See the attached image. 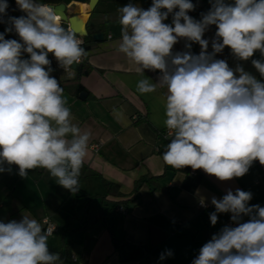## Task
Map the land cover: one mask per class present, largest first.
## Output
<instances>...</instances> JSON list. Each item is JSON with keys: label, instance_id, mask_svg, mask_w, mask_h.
<instances>
[{"label": "clouds", "instance_id": "9594fccd", "mask_svg": "<svg viewBox=\"0 0 264 264\" xmlns=\"http://www.w3.org/2000/svg\"><path fill=\"white\" fill-rule=\"evenodd\" d=\"M209 2L200 20L188 14L196 8L191 0H152L147 10L132 3L122 6L121 38L115 46L138 74L160 73L157 82L138 81L137 91L167 90L163 123L172 138L162 153L164 163L175 169H202L228 181L243 177L257 160L264 166V82L241 65L233 69L215 57L226 47L240 61L258 51L261 59L251 63L264 78V0ZM16 5L26 15L9 16L7 0H0V22L9 25L0 33V173L16 165L18 175L26 178L30 170L42 168L75 194L91 133L72 123L48 55L68 72L88 52L51 6L36 0H16ZM170 14L171 24L164 23ZM212 25L217 30L209 52L204 35ZM13 31L22 42L5 38ZM181 39L186 50L173 53ZM188 42L199 44L198 55ZM24 53L29 58H23ZM252 198L250 191L240 189H228L222 199L211 198V225L217 224L218 214L228 213L236 226L225 225L213 234L192 264H264V207L249 205ZM201 206H206L203 200ZM172 255L165 250L159 259ZM0 264L63 261L49 251L41 224L23 215L19 221H0Z\"/></svg>", "mask_w": 264, "mask_h": 264}, {"label": "crops", "instance_id": "0c3cea01", "mask_svg": "<svg viewBox=\"0 0 264 264\" xmlns=\"http://www.w3.org/2000/svg\"><path fill=\"white\" fill-rule=\"evenodd\" d=\"M14 1L7 3L13 5ZM191 2L201 6L206 0ZM226 2L234 4V0ZM129 3L147 7L146 0H98L93 9L88 0H72L66 5L70 14L84 15L87 35L93 39L86 57L88 72L73 68L65 72L49 53L51 75L60 85L70 82L63 94L72 123L91 133L79 191L71 193L42 168L30 170L26 178L18 175L16 165L10 166L11 172L0 173V221H19L27 215L43 229L42 221L48 219L55 226L48 236L49 251L59 253L63 264H192L200 248L225 226V213L218 214L217 224L211 225L213 196L222 199L228 189L234 193L236 189L250 191L253 198L249 205L264 207V166L258 160L243 177L228 181L209 176L202 169L193 174L191 167L175 169L164 163L162 153L172 138H163L167 90L137 91L138 81L157 82L160 73L145 70L138 74L115 46L122 27L118 9ZM171 21L172 14L164 23ZM96 35L101 37L95 40ZM213 37L208 29L204 38L210 41L209 52ZM5 38L12 39L9 35ZM185 43L181 39L173 53L185 51ZM188 43L192 44L191 52L198 55L199 44ZM23 58H29L28 54ZM215 58L226 60L233 69L239 64L264 82L251 63L261 59L258 51L249 60L240 61L226 47ZM77 77L83 89L79 93L72 84ZM82 93L84 99L79 97ZM94 144H99L97 151ZM187 176L198 178L193 190L183 186ZM201 200L208 208L198 206ZM119 208L124 211L118 212ZM248 219L243 217L245 222ZM165 250L173 255L160 260Z\"/></svg>", "mask_w": 264, "mask_h": 264}, {"label": "trees", "instance_id": "16d2710c", "mask_svg": "<svg viewBox=\"0 0 264 264\" xmlns=\"http://www.w3.org/2000/svg\"><path fill=\"white\" fill-rule=\"evenodd\" d=\"M72 0H42V3L41 4H46V5H59V4H65V5H68ZM147 3V4H146ZM146 5L147 7H145V10H147L151 4H152V0H146ZM9 8L7 9V13L9 16H15V17H19L21 16V14L17 13L15 14V11L13 9V5L12 4H9ZM211 7V4L209 2V0H206V2L201 5V6H196L195 10L194 11H191L189 12L188 14L193 17L194 19L196 20H200L201 19V13H206ZM7 18L5 17V20ZM9 26L7 23H4V22H0V30H1V33L4 32L5 28ZM62 26H64L66 28V25L62 24ZM209 30H211L213 32V34L215 35V32H216V26L215 25H212L209 27ZM6 35H9L12 39H16L18 42H22L20 41V38L19 36L13 31L11 33H8ZM93 42V39H92V36L91 34H88L85 38H83V43H82V47L88 51L90 49V45L91 43ZM86 57L82 58V63L80 64L81 65V71L79 73H85V72H88L89 71V66L87 65L86 63ZM77 80H78V77L75 78L73 81H72V84H75L76 85V91L79 93V92H82V87L79 85V83L77 84ZM70 82H65L63 84H61V87L66 90L68 88V84ZM197 176L196 177H190V176H187L185 178V181L183 183V186L188 189V190H193L195 188V186L197 185ZM143 180H140L139 183H137L136 186H138V184H140Z\"/></svg>", "mask_w": 264, "mask_h": 264}, {"label": "water", "instance_id": "95a60500", "mask_svg": "<svg viewBox=\"0 0 264 264\" xmlns=\"http://www.w3.org/2000/svg\"><path fill=\"white\" fill-rule=\"evenodd\" d=\"M77 3H83L85 0H74ZM98 0H88V6L90 9H93ZM52 8L62 17L61 23L68 26L70 30L77 33L78 38H85L87 36V30L85 22L83 21V14L79 12L78 14H70L69 8L65 4L51 5ZM101 35L94 36V39L97 40ZM48 59L51 61V57L48 55ZM52 66V61H51ZM72 68L81 71V65L73 64ZM85 94H80V99L85 98Z\"/></svg>", "mask_w": 264, "mask_h": 264}, {"label": "built area", "instance_id": "2783aa9c", "mask_svg": "<svg viewBox=\"0 0 264 264\" xmlns=\"http://www.w3.org/2000/svg\"><path fill=\"white\" fill-rule=\"evenodd\" d=\"M13 9H14V11L15 12H17V13H19V14H21V15H26L25 13H23V12H21L19 9H18V6L16 5V0L14 1V3H13ZM66 29H69V27L68 26H66ZM70 30V29H69ZM0 33H1V30H0ZM82 63V60H81V62L79 63V64H81ZM76 64V63H75ZM79 64H77V65H79ZM169 136H171V134H170V132H169V130L166 128L165 130H164V132H163V138L164 139H167ZM93 150L94 151H97L98 150V148H99V144H94L93 146ZM193 172V174H195V172H194V170H192ZM200 208H202V209H206V208H208V205L206 204V206H201V203H199V205H198ZM124 210L122 209V208H119L118 209V212H123ZM226 214V219H225V225H232V226H236V225H234L233 224V222L231 221V219H230V214H228V213H225ZM43 230L46 232V233H48V236H51L52 234H53V232L55 231V226H54V224L52 223V222H50L48 219H44L43 221ZM74 262H76V259H74L73 260Z\"/></svg>", "mask_w": 264, "mask_h": 264}, {"label": "bare ground", "instance_id": "6f19581e", "mask_svg": "<svg viewBox=\"0 0 264 264\" xmlns=\"http://www.w3.org/2000/svg\"><path fill=\"white\" fill-rule=\"evenodd\" d=\"M83 21L85 22V17L83 16Z\"/></svg>", "mask_w": 264, "mask_h": 264}, {"label": "rangeland", "instance_id": "374dc122", "mask_svg": "<svg viewBox=\"0 0 264 264\" xmlns=\"http://www.w3.org/2000/svg\"><path fill=\"white\" fill-rule=\"evenodd\" d=\"M36 2L40 3L39 1H36Z\"/></svg>", "mask_w": 264, "mask_h": 264}]
</instances>
